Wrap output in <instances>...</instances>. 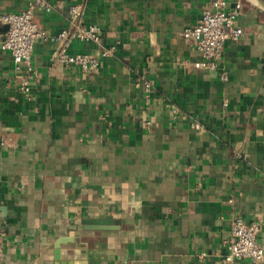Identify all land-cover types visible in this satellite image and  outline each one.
<instances>
[{"label":"crops","instance_id":"crops-1","mask_svg":"<svg viewBox=\"0 0 264 264\" xmlns=\"http://www.w3.org/2000/svg\"><path fill=\"white\" fill-rule=\"evenodd\" d=\"M29 1L0 0V15ZM210 1L35 9L52 36L81 6L98 41L67 52L112 50L89 72L54 61L59 41L35 40L30 74L0 48V264H222L236 217L258 224L264 250V13L225 0L241 3L243 32L216 68L197 67L182 31Z\"/></svg>","mask_w":264,"mask_h":264},{"label":"built area","instance_id":"built-area-1","mask_svg":"<svg viewBox=\"0 0 264 264\" xmlns=\"http://www.w3.org/2000/svg\"><path fill=\"white\" fill-rule=\"evenodd\" d=\"M225 5V0H211L209 5L202 9L199 21L182 31L183 36L193 39L194 47L204 60L195 63L197 67L216 68L224 43L229 39H237L243 32L235 25L241 3H235L230 10H226ZM37 8L50 11L51 6L48 0H30L24 10L0 15V21L7 25V30L0 39V48L9 51L15 63L25 65V71L28 74L32 71L30 64L32 48L38 38L59 41L61 46L54 55V61L64 65H79L86 72L97 68L100 58L112 52L111 49H101L97 56L67 52V47L73 39L98 41L99 27L95 24L86 25L80 22L81 6L79 4L68 8L72 28L61 29L52 36L47 35L38 27L34 19V10ZM220 78L225 79L226 77L222 73ZM144 84L148 89L149 83ZM22 86L24 90L29 89L30 79L28 77L22 81ZM193 126L198 127L199 125L193 123ZM0 143L3 144L4 141ZM258 232L259 226L256 222L250 223L240 217L234 218L230 224L229 235L223 244L222 264H238L242 260L250 264L263 263L264 250L258 244Z\"/></svg>","mask_w":264,"mask_h":264},{"label":"water","instance_id":"water-1","mask_svg":"<svg viewBox=\"0 0 264 264\" xmlns=\"http://www.w3.org/2000/svg\"><path fill=\"white\" fill-rule=\"evenodd\" d=\"M246 1L264 13V0H246Z\"/></svg>","mask_w":264,"mask_h":264}]
</instances>
